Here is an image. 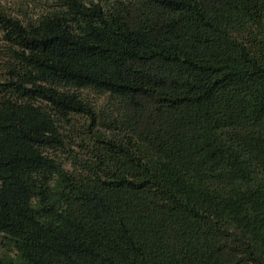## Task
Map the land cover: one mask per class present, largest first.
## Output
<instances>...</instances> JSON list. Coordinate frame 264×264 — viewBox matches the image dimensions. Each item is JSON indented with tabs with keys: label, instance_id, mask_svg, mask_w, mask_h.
Segmentation results:
<instances>
[{
	"label": "trees",
	"instance_id": "1",
	"mask_svg": "<svg viewBox=\"0 0 264 264\" xmlns=\"http://www.w3.org/2000/svg\"><path fill=\"white\" fill-rule=\"evenodd\" d=\"M0 242L264 264V0H0Z\"/></svg>",
	"mask_w": 264,
	"mask_h": 264
},
{
	"label": "rangeland",
	"instance_id": "2",
	"mask_svg": "<svg viewBox=\"0 0 264 264\" xmlns=\"http://www.w3.org/2000/svg\"><path fill=\"white\" fill-rule=\"evenodd\" d=\"M85 95H89L92 99L95 97V96H93L92 94H88V93H85ZM96 98V97H95ZM102 101V100H101ZM100 102V101H99ZM1 248H2V244H1V242H0V251H1Z\"/></svg>",
	"mask_w": 264,
	"mask_h": 264
}]
</instances>
